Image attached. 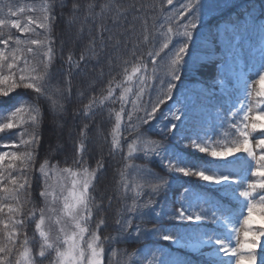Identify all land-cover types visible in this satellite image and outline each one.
Wrapping results in <instances>:
<instances>
[{
  "label": "snow or ice",
  "instance_id": "6c2138e0",
  "mask_svg": "<svg viewBox=\"0 0 264 264\" xmlns=\"http://www.w3.org/2000/svg\"><path fill=\"white\" fill-rule=\"evenodd\" d=\"M178 2L177 7L174 0H159V3L156 0H91L86 5L79 0H71L68 24L71 26L83 11V23L93 26L89 29L86 50L97 63L106 62L110 78L99 96L94 94L96 86L93 83L79 92L81 97L86 92L93 95L76 113L88 122L82 123L74 137L70 133L73 140L71 164L67 165L66 159L64 163L67 166L60 167L59 163L52 165L45 159L39 165L44 184L40 192L43 207H37L31 199L32 168L37 160L40 128L44 120L40 101H49L55 113V110L62 109L59 98L71 96L70 79L66 80L65 88L55 91L49 83L58 57L53 35L56 9L68 8V2L42 0L40 4L21 6L0 4V96H8L21 88L35 93L34 101L20 100L14 108L2 110L8 115L0 119V133L21 129L18 144L14 146L24 149L0 151V264H45V261L47 264H105V245L133 240L139 242L145 236H158L172 244L182 243L184 234L176 225L184 222L192 226L202 246L213 248L218 257L214 264H257L258 261L264 264V244H261L264 241V23L255 26L262 43L258 54L252 56V62L246 68L239 63V32L234 31L227 39L230 62L218 66L221 73L214 83L223 90L225 77L234 76L238 95L236 106L228 101L229 108L223 111L216 109V127L222 129V133L203 127L207 109L201 100L212 94L209 90L182 96L174 109L160 113L161 121L155 125L165 138L169 135L176 138L179 134L177 143L186 140L188 147L206 153L212 158L208 164H191L170 146L142 139L139 133L141 124L153 126L150 121L156 117L160 105L173 98L177 82H181L182 74L192 65L190 43L194 31L202 26L205 4L204 0ZM165 4L173 7L168 9ZM13 29L27 35L21 38L13 33ZM225 35L227 37V33ZM170 45L173 46L170 48ZM208 55L209 58L215 57L216 52L209 50ZM91 56L81 51L76 58L70 50L66 60L62 54L59 58L68 65L70 77L74 71L82 70L81 62L87 64ZM165 57L166 62L161 66L158 58L164 61ZM113 72L115 75H111ZM103 75L101 71L100 76ZM115 104H119V110H110L114 124L109 134V155L122 154L124 167L138 169L141 182L130 186L123 180L124 173L119 172L122 197L128 199L131 192L132 202L124 204L117 214V234L102 237L100 229L105 220L99 219L94 227L92 224L94 212L102 207V202L97 203L96 182L98 174L106 171L105 161L101 157L92 168L87 157L93 131L92 119L98 110ZM196 114L201 116L199 122H193ZM189 124L191 134L181 128L184 125L187 129ZM127 136L133 138L128 141ZM136 153H142L146 161L144 165L128 163ZM155 160H159V166L170 174L195 176L217 192H230L239 209H227L192 187H184L183 193L174 200V205L178 206L167 207L166 203H160L156 198L163 196L166 202L172 185L147 166ZM217 161L224 163L218 164ZM53 176L55 180L49 183ZM144 195L148 196L147 200L143 199ZM206 204L210 206L205 207ZM254 215L260 218L258 226ZM149 216L156 219L158 226L144 229L141 223ZM164 218L176 222L174 230L160 223ZM233 218L239 221V226L233 223ZM33 222L39 236L35 255L30 247V238L24 232ZM205 225L213 227L200 231ZM219 225L224 230H217L215 226ZM146 251L145 248L136 253L118 252L113 247L108 264H121L118 255L128 257L123 264H129L132 256L139 258ZM153 261L155 264H168L166 258L154 252L149 264Z\"/></svg>",
  "mask_w": 264,
  "mask_h": 264
},
{
  "label": "trees",
  "instance_id": "16d2710c",
  "mask_svg": "<svg viewBox=\"0 0 264 264\" xmlns=\"http://www.w3.org/2000/svg\"><path fill=\"white\" fill-rule=\"evenodd\" d=\"M42 0H0V4L13 3L17 6L27 4H40ZM68 8H57V22L54 27V37L56 38V48L58 57L52 68V77L50 79V88L55 91L56 89H63L66 87V80H71V96L67 99L59 98V104L62 105V109L54 110L51 104L47 100L40 101V109L43 114L44 120L40 128L41 142L40 147L37 149V160L32 168V186H31V199L37 207H43L44 201L40 196V192L43 190V178L38 171L39 165L48 159L50 164L56 165L59 163L60 167H65L71 164V157L73 155V140L70 139V133L74 137L80 131L82 123L88 122L82 120V118L76 115L77 110L83 107V104L88 102V98L93 93L86 92L83 97L79 95V92L85 91L89 83H93L96 86L95 95L99 96L101 89L106 87V81L110 78L109 69L106 62L101 64L97 63L94 56H91L87 52L86 46L89 42V29L93 26L91 24L83 23L84 13L79 14L76 21L70 26L68 20L70 19L69 10L71 9V0H67ZM82 5H86L91 0H79ZM103 2V0H101ZM159 3V0H156ZM205 8L203 10V23L198 30L194 31L193 41L190 43V50L192 52V65L189 71L182 74L181 82H177V88L173 91V98L171 100H165L164 104L160 105L156 117L153 121H150L149 125L141 124L139 126V133L142 139L160 141L163 144L170 146V149L175 151L178 155L182 156L191 164L199 166H205L212 160L206 153H200L191 147H188V141L177 143L179 134L176 138L169 135L165 138L155 125L161 121V112L167 113L169 108H173L176 105V101L181 99L182 96H188L193 93H200L202 90H209L212 94L202 97L201 102L207 109L205 115V123L203 127L207 130L214 131L217 134L222 133V129L216 127L215 112L219 108L221 111L225 109L226 100L234 95L236 90L233 87V83L236 80L234 76H226V86L222 90L221 86L215 84L214 81L219 77L221 70L218 67L220 64L229 63L227 55V39L231 38L234 31L239 32L241 38H243L246 30H257L255 26L259 25V16L264 18V0H204ZM174 5L179 6L178 0H174ZM165 7L170 9L173 6L165 4ZM98 11V9H97ZM256 14L255 24L251 23V15ZM2 15V13H0ZM99 23V21L97 22ZM151 25V20H149ZM140 25H137L139 29ZM83 29V31H81ZM15 35L23 38L27 34H21L15 29L12 30ZM41 31V30H38ZM257 34L259 31H255ZM227 33V37L226 34ZM260 34V33H259ZM240 42V41H239ZM175 44V41L173 42ZM61 45L62 52H61ZM173 45H170V48ZM2 47V46H0ZM73 51L76 58L79 57L81 51H84L86 55H90L91 58L85 64L81 62L80 71H74L72 75L68 76V65L59 58L60 54L66 60L69 51ZM209 50L216 52L215 57L209 58ZM166 52L168 50H165ZM240 66L245 67V59L243 58V49H238ZM164 54L162 53V56ZM187 58V57H186ZM159 61L161 66L166 62ZM103 71V77L100 76ZM111 75H115L113 72ZM162 75V73H161ZM152 98H155V92H152ZM35 93L30 89H16L8 96H0V119L6 117L8 112L2 111L4 109H12L17 105L18 101H34ZM119 110V104L108 105L103 110H98L97 114L91 121L93 128L91 136V143L88 154V164L94 168L96 161L103 157L105 161L106 171L98 174V180L96 182V197L97 203L101 204V210L94 212L93 224L99 219L103 218L105 224L101 226L100 233L103 236H115L117 225L115 219L118 212L123 208L124 204H131L132 193H128V199L122 197L123 189L118 182L122 177L119 172H123V180L130 186L141 182V173L135 168H125L124 159L122 154H116L114 157L109 155L110 149V132L114 124V116H110V110ZM54 120L56 122H54ZM201 120L200 114H196L193 117V122H199ZM175 122V121H174ZM139 123V122H137ZM167 123V121H163ZM179 123V122H176ZM59 128V129H57ZM188 134L190 133L191 124L187 129L184 125H181ZM56 130L61 131V136L56 135ZM98 130V131H97ZM21 129H10L4 133H0V151H23L22 147H15L14 144H18V133ZM133 136H127V140L130 141ZM59 146L58 147L56 146ZM8 145V147H4ZM127 152V145L125 144V153ZM67 159V165L64 163ZM229 159H234L230 157ZM7 162V158H6ZM223 162V161H222ZM129 164L144 165L146 161L143 159L142 153L134 154V158L128 161ZM160 165L159 160H155L154 163H148L147 166L160 176L168 179L172 185V189L167 192V200L165 202L164 197H157L160 203L165 204L167 207L178 206L174 205V200L179 198L183 193L184 187L194 185L197 187H203L195 181L194 176H183L181 173H168ZM146 191V190H145ZM221 197H227L226 192H218ZM226 193V194H225ZM109 198H111V204L109 206ZM144 200L148 199L147 195H144ZM27 207H31L28 205ZM27 207L25 211H27ZM259 222H261L259 220ZM140 223V221H137ZM165 224L166 227L173 229V225L176 222L168 221L167 218L160 221ZM183 224L189 225L184 222ZM183 224L176 225L180 227ZM158 226L155 218L149 216L145 217L141 223V227L144 229H151L153 226ZM183 229V228H182ZM180 229V230H182ZM174 230V229H173ZM24 232L30 238V247L33 249L34 255L38 252L39 248V236L35 233V223H29L24 229ZM23 237L21 236V240ZM183 246L185 250L182 251ZM115 247L118 252L120 250H126L127 253H136L140 249H147L146 254L137 258L132 256L129 260V264H149L152 260V253H156L161 258H166L168 264H182L184 255L192 256L194 258L203 254L201 252L202 245L199 241H189L184 237V240L180 244H172L169 241H164L158 236H145L139 242L128 241L117 245H105V264H108L109 254L111 249ZM183 253L182 255L180 254ZM208 256V255H206ZM117 259L123 264L124 260H128V257L118 255ZM47 264V261H45ZM153 264L155 262L153 261Z\"/></svg>",
  "mask_w": 264,
  "mask_h": 264
},
{
  "label": "rangeland",
  "instance_id": "374dc122",
  "mask_svg": "<svg viewBox=\"0 0 264 264\" xmlns=\"http://www.w3.org/2000/svg\"><path fill=\"white\" fill-rule=\"evenodd\" d=\"M255 17H256V14L251 15V18H253L251 23H253V24H255V22H256V18ZM259 18H261V17H259ZM262 23H264V19H261L259 21V25L262 24ZM259 36H260V34L259 33L256 34L255 30L249 31V32H246V34L242 38V40H241L242 42H239L242 45V48H244L243 52L245 54V59L246 60L252 61L251 60L252 56L258 54L257 50L259 49V47L261 46V43H262V40L258 41ZM255 37H257V38H255ZM252 78H255V77H252ZM233 87L238 88V83L237 82L234 83ZM235 93H238V89L235 90ZM236 97L237 96H233L230 99H228V101L232 102V106L233 107L236 106ZM228 101H227V108H229ZM57 129H59V128H57ZM54 132H56V135L58 137L61 136V131L60 130H56ZM56 146H57V144H56ZM237 155H239V154H237ZM194 179L199 184H202L203 186H205V188L197 187V186H194V185H190L188 187L195 188V189L205 193L208 199L216 201L217 203H219L220 205H222L223 207H225L227 209H232L233 211L239 209V204H238L237 200L234 197H232L230 192H226L231 197V200L229 199L227 201L226 199L218 197V193H216L217 191H215V188L213 186L207 185V182L201 181L198 177L194 176ZM54 180H55V177L53 176L52 179L49 180V183H52ZM43 186H44V184H43ZM232 199H233V201H232ZM209 206L210 205H207V204L205 205V207H209ZM259 220H260V218L258 216L254 215V221L257 224V226L259 225ZM233 223H236L239 226V221H237L235 218H233ZM212 227L213 226L205 225L204 227L201 228L200 231L209 230ZM215 227L217 228V230H224L222 225L215 226ZM179 229H182L180 231L184 234L185 238L189 239V241H191V242L193 240L198 241L197 236L193 233L191 225L183 224V225H181L179 227ZM241 235H242V233H241ZM261 244H264V241H261ZM184 250H185V247L183 246L182 251H184ZM257 251L259 252L260 249L258 248ZM201 252L210 253L211 255L208 258L206 257V258H197L196 259V258H193L190 255L186 256V255H184L183 253L180 252L181 255L183 254L185 256V259L182 260V264H214V262L218 259V257L216 256L215 251L213 250V248H211L209 246H202L201 247ZM246 264H247V262H246ZM257 264H259V261L257 262Z\"/></svg>",
  "mask_w": 264,
  "mask_h": 264
}]
</instances>
